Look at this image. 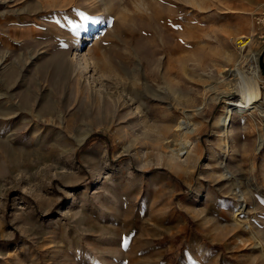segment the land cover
Segmentation results:
<instances>
[{
	"label": "rangeland",
	"instance_id": "obj_1",
	"mask_svg": "<svg viewBox=\"0 0 264 264\" xmlns=\"http://www.w3.org/2000/svg\"><path fill=\"white\" fill-rule=\"evenodd\" d=\"M263 17L264 0H0V264H264L261 119L210 101L196 159L163 147L250 51L264 80Z\"/></svg>",
	"mask_w": 264,
	"mask_h": 264
},
{
	"label": "bare ground",
	"instance_id": "obj_2",
	"mask_svg": "<svg viewBox=\"0 0 264 264\" xmlns=\"http://www.w3.org/2000/svg\"><path fill=\"white\" fill-rule=\"evenodd\" d=\"M36 3L38 8L42 7L40 2L37 1ZM243 38L247 39L248 37L241 35L235 39V45L239 51H242L249 42L242 40ZM257 55L258 54L253 51H250V54H248V60L253 63L251 66H248V69H242L239 60L236 63L229 65V69L223 74L220 80L213 83H207L203 86L200 106L181 110L182 115L174 125V132L178 133L179 137L175 138L173 143H169V141L164 143L163 147L165 152L168 151L171 157H174L177 160L179 159L183 163L196 159L198 155L196 134L199 130L200 122L197 121L198 119H193V116H196L198 113L201 114L200 112L202 108L210 101L215 102L221 100L224 107L222 116L226 118L234 113L237 114L242 121L246 118L253 119L254 116H258L261 119V128L264 131V104H262L263 102L261 101V87L264 86V80L259 75ZM88 63L89 62H86L85 59L82 58L79 68L86 70ZM220 86L225 88L221 91V94L217 92V90L220 89L218 88ZM229 90L234 91L236 96L235 99H229L222 95ZM223 117L221 118V121L223 120ZM59 119L62 121L63 117L61 116ZM51 121L53 120L51 119ZM226 128L230 130L229 125H227ZM90 130L91 127H87V129L78 133V138L83 139ZM262 143L263 138L258 134L254 150H259Z\"/></svg>",
	"mask_w": 264,
	"mask_h": 264
},
{
	"label": "built area",
	"instance_id": "obj_3",
	"mask_svg": "<svg viewBox=\"0 0 264 264\" xmlns=\"http://www.w3.org/2000/svg\"><path fill=\"white\" fill-rule=\"evenodd\" d=\"M262 22H264V17L261 19ZM264 24V23H263Z\"/></svg>",
	"mask_w": 264,
	"mask_h": 264
}]
</instances>
